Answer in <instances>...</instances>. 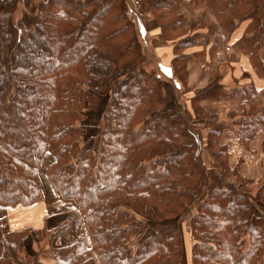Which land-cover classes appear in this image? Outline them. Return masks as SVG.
Segmentation results:
<instances>
[{"label":"trees","instance_id":"obj_1","mask_svg":"<svg viewBox=\"0 0 264 264\" xmlns=\"http://www.w3.org/2000/svg\"><path fill=\"white\" fill-rule=\"evenodd\" d=\"M139 9L153 13L174 46L165 74L183 93L191 92L190 62L213 57L222 41H232L250 70L233 86L191 97L192 110L172 113L166 81L145 67L128 0H0V205L44 200L39 168L52 154L46 173L53 191L83 214L88 232L52 246L55 264H183L181 229L148 235L143 219L172 221L194 206L193 264H264V181L251 190L256 180L240 171L245 159L232 165L222 141L231 129L254 153L262 136L264 159V86L257 85L264 83V0H140ZM199 10L215 24L189 18ZM108 94L111 117L91 131ZM208 99L242 107L226 121L202 105ZM70 222L35 233L51 241ZM32 230L8 234L0 264L16 262Z\"/></svg>","mask_w":264,"mask_h":264},{"label":"crops","instance_id":"obj_2","mask_svg":"<svg viewBox=\"0 0 264 264\" xmlns=\"http://www.w3.org/2000/svg\"><path fill=\"white\" fill-rule=\"evenodd\" d=\"M191 20L205 19L206 21L215 24V19L206 13L204 10H199L193 14H189ZM241 32H237L234 40L239 37ZM154 39L161 36V32L158 28L151 29L149 37ZM233 40V39H232ZM232 42V41H231ZM221 42V45L216 50L215 55L212 57L209 54L205 58L195 59L189 64V83L191 86L190 97L201 94L206 90L214 87V85L233 86L235 77H240L245 70H250V64L248 60L239 53H236L232 48V43ZM166 51L164 47L156 46V54L165 53L166 55L173 54V45L168 42ZM201 48L195 47L187 50V52H196ZM208 53V52H207ZM159 56V55H158ZM250 80H243L242 83H249ZM257 85L261 88L264 86L262 81H258ZM264 103V96L261 98ZM202 105L213 112H217L221 115H227L231 110H239L242 107L241 101H225V100H204ZM224 110L223 112H220ZM230 132H225L222 137V141L230 144L231 149V164L235 165L240 158L245 159V162L241 166V173L246 177L256 178L261 183L264 181V159L261 150V138L258 136L256 140L252 142V149L254 153L244 150L239 146L237 140V133L234 132L232 140L227 139V135ZM254 154V155H252ZM51 155L52 154H48ZM257 158V159H256ZM252 159L257 160L258 167L262 175L252 174L254 167L252 166ZM52 160V159H51ZM50 160V161H51ZM49 164V163H48ZM47 164V165H48ZM258 177H260L258 179ZM47 194V195H46ZM49 196V198H47ZM5 218L2 230H0V257L2 256L6 245H8V234L12 231L31 228L33 229L30 236L27 237L25 243V250L16 258L14 264H55V261L47 254L45 258L40 253L49 251L53 246L61 247L68 246L77 241L81 236L88 234L84 216L80 211H77L72 205L66 203L61 197L57 196L53 189L48 188L47 193L44 194V200L31 205H18V206H5L0 205V219ZM70 221V224L63 226L56 233L54 238L49 241V246L46 249H41L39 246L43 243V240L37 237L35 230L47 229L53 231L66 221ZM48 247V248H47Z\"/></svg>","mask_w":264,"mask_h":264},{"label":"rangeland","instance_id":"obj_3","mask_svg":"<svg viewBox=\"0 0 264 264\" xmlns=\"http://www.w3.org/2000/svg\"><path fill=\"white\" fill-rule=\"evenodd\" d=\"M139 1L140 0H128V4H129V9H130V15L137 25L138 31L141 35L142 42L144 43V48H145L146 53H147L148 58H147V61L145 63V67H147V69H149V70H152V69L157 70L159 72V74L166 81L165 94H166L167 99H168L169 110L172 113L181 112L182 114H184L186 109L189 108L190 110H192L193 104L191 103V97H190V94H192V93L191 92H189V93L184 92L183 93V89H181V87L178 84H174V83L172 84V82L168 80V77L165 74V68H166L165 65L171 64V60L173 59L174 54H170V56H169V54L166 55L163 52H162V54H158L159 56L156 54V49H155L156 46L162 47V49L164 47L163 51H166L165 46H167V45L165 43H168V42L165 41L163 36L155 38L156 39L155 42H154V39L151 38V36L149 37V33L151 32V29L158 28V30L160 32H161V29H159L158 21L152 12H143L142 10L139 9ZM21 9H22V6L20 5V9L16 13V18L19 17V15L21 13ZM109 96H110V94L103 97L102 102H101V110H100L99 114L92 115V118L90 119L91 120L90 121V123H91L90 124L91 125L90 130L91 131L96 130V129H94L95 128L94 125H95L97 119L101 118L103 120H108L111 117L110 111H109V105H108ZM223 111L224 110H221L220 112H223ZM219 115H221V114H219ZM90 116H91V113H90ZM221 116L224 117V119L226 121H230V118H226L227 117L226 115H221ZM226 132L227 133L230 132L227 135L228 136L227 139L231 141L232 137H234V135L232 136L234 131L231 129H228V131H226ZM205 134L207 135L206 132H205ZM206 142H207V140H205V143ZM99 146H100L99 140L96 139L95 143L93 144L94 150L96 152L98 151ZM252 155H254V154H252ZM52 158H53V156L47 155L44 159V163L39 168V172H40V175H41L42 181H43V193L44 194H45V192L47 193L49 187L51 189H53L51 186V183L48 179L47 173H46L47 164L50 162V160ZM203 159L205 160V162L208 165H210V166L213 165V159L210 157V154L207 151L206 146H204ZM258 163L259 162L257 160L252 159V164H253L252 166L256 165L254 167V171L252 172V174L253 173L258 174L260 172V169L258 167L259 166ZM243 165H241V166H243ZM27 167L29 169H32V167H30V166H27ZM262 172H264V171H262ZM262 172H260L258 175H262ZM250 178H252V177H250ZM259 178L260 177H258V179ZM252 179L256 180V178H252ZM259 185H260V183L256 180L255 184L251 187V190H253L255 192L257 190V188L259 187ZM47 198H49V196H47ZM197 213H198V207L194 206L191 210H189L187 213H185L181 218L175 219L172 221H166L163 223H155V222H153L147 218H144L143 220L148 226V232H147L148 235L151 234L152 232L156 231V230H161V229H171V228L181 229L182 234H183V246H184V259L182 262H183V264H193L192 247H193L195 242H194V239H193L192 234H191V224H192L193 217L195 215H197ZM49 239H50V235L45 237V239H43V243L39 246L40 250L41 249L44 250V249H46V246H49ZM51 243H52V241H51ZM47 253H48V251L46 250L45 253H40V254H42V256H44L46 258ZM98 264H100V263H98Z\"/></svg>","mask_w":264,"mask_h":264}]
</instances>
